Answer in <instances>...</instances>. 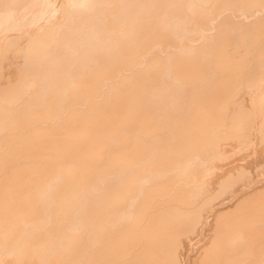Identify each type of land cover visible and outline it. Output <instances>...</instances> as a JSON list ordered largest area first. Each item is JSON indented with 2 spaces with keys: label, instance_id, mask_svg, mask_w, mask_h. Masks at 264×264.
Returning <instances> with one entry per match:
<instances>
[{
  "label": "bare ground",
  "instance_id": "6f19581e",
  "mask_svg": "<svg viewBox=\"0 0 264 264\" xmlns=\"http://www.w3.org/2000/svg\"><path fill=\"white\" fill-rule=\"evenodd\" d=\"M0 264H264V0H0Z\"/></svg>",
  "mask_w": 264,
  "mask_h": 264
}]
</instances>
